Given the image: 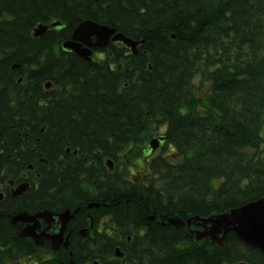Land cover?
I'll list each match as a JSON object with an SVG mask.
<instances>
[{
    "label": "trees",
    "instance_id": "trees-1",
    "mask_svg": "<svg viewBox=\"0 0 264 264\" xmlns=\"http://www.w3.org/2000/svg\"><path fill=\"white\" fill-rule=\"evenodd\" d=\"M84 21L144 43H111L103 65L87 62L62 50ZM160 135L178 162L154 160L143 187L105 190L131 241L125 259L101 264H264L233 233L220 248L167 224L264 197V0H0V172L38 158L52 171L8 209L75 197L83 167L57 168L65 147L133 160Z\"/></svg>",
    "mask_w": 264,
    "mask_h": 264
},
{
    "label": "flooded vegetation",
    "instance_id": "flooded-vegetation-1",
    "mask_svg": "<svg viewBox=\"0 0 264 264\" xmlns=\"http://www.w3.org/2000/svg\"><path fill=\"white\" fill-rule=\"evenodd\" d=\"M161 148L160 145L150 154L148 146H143L144 160L151 163L159 159ZM166 152L167 157H172L168 150ZM121 153L122 149L112 158L98 149L92 152L85 150L80 154L77 148L65 147L56 165L57 168L62 164V169H72V163H81L83 169L76 171L78 191L75 197L60 195L54 198L53 203L36 209L8 208L40 191L41 182L47 173L52 172L49 167H41L47 162L38 158L21 171H1L0 217L3 222H0V264H90L93 259L92 264H100L97 257L105 263L107 257L113 255L114 258L115 250L126 245L129 238L113 215V199L106 201L103 194L116 181L122 182L120 190L125 187L128 191L129 185L134 186L138 181L144 183L141 179L146 174L143 171L129 175ZM130 177L133 182H130ZM44 198L40 194L38 199ZM20 216L24 220H19ZM56 243L55 249L53 245ZM105 246H110V251L103 250ZM96 248L99 254L91 255L90 252L95 253Z\"/></svg>",
    "mask_w": 264,
    "mask_h": 264
},
{
    "label": "water",
    "instance_id": "water-1",
    "mask_svg": "<svg viewBox=\"0 0 264 264\" xmlns=\"http://www.w3.org/2000/svg\"><path fill=\"white\" fill-rule=\"evenodd\" d=\"M60 25V23H54L51 26H39L35 30L34 35L42 36L47 29ZM114 33V29L103 27L90 21L83 22L75 29L72 41L65 42L63 46L66 49H71L84 60H90L89 56L91 52L88 47L102 48L106 46ZM93 37L96 39L95 43H92ZM112 41H121L126 46L132 48L134 53L136 52L138 43L126 39L122 34H116L112 38ZM82 44L87 48H82ZM151 147H156L154 141L151 142ZM169 224L174 227H181L183 225L202 226L205 230L204 232H196V239L201 240L208 237L220 246L223 245L226 235L234 232L245 243L260 249L264 253V199L214 218L200 220L199 225L197 224V219L194 218L188 219L186 223L171 218Z\"/></svg>",
    "mask_w": 264,
    "mask_h": 264
},
{
    "label": "bare ground",
    "instance_id": "bare-ground-1",
    "mask_svg": "<svg viewBox=\"0 0 264 264\" xmlns=\"http://www.w3.org/2000/svg\"><path fill=\"white\" fill-rule=\"evenodd\" d=\"M105 26V25H104ZM106 27H109V26H106Z\"/></svg>",
    "mask_w": 264,
    "mask_h": 264
}]
</instances>
